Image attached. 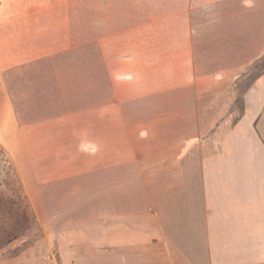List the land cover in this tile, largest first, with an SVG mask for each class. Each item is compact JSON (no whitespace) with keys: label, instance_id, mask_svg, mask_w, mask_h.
I'll return each mask as SVG.
<instances>
[{"label":"crops","instance_id":"obj_1","mask_svg":"<svg viewBox=\"0 0 264 264\" xmlns=\"http://www.w3.org/2000/svg\"><path fill=\"white\" fill-rule=\"evenodd\" d=\"M263 58L264 0H0V119L71 89L136 139L162 183L108 200L114 264H264V67L237 116L227 95Z\"/></svg>","mask_w":264,"mask_h":264},{"label":"rangeland","instance_id":"obj_2","mask_svg":"<svg viewBox=\"0 0 264 264\" xmlns=\"http://www.w3.org/2000/svg\"><path fill=\"white\" fill-rule=\"evenodd\" d=\"M75 27L74 35H82ZM263 67L264 58L228 87L233 116L244 87ZM57 91L53 103L16 105L14 118L0 119V264H114L116 252L105 249L113 239L104 227L115 223L108 200L117 196L129 205L133 198L142 208L162 183L131 167L139 157L135 138L90 132L83 96Z\"/></svg>","mask_w":264,"mask_h":264}]
</instances>
